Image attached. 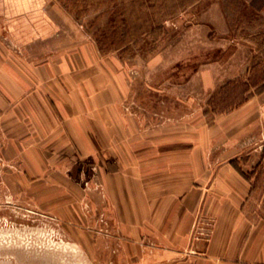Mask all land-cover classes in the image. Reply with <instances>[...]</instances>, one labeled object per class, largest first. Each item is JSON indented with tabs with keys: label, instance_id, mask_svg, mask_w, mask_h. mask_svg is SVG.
<instances>
[{
	"label": "rangeland",
	"instance_id": "1",
	"mask_svg": "<svg viewBox=\"0 0 264 264\" xmlns=\"http://www.w3.org/2000/svg\"><path fill=\"white\" fill-rule=\"evenodd\" d=\"M57 1L73 35L72 53H64L87 57L92 75L112 82L116 96L107 99L116 112L107 136L118 131L116 123L129 139L104 140L106 131L93 122L86 140L44 135L29 144L35 162L0 154V264H163L168 241L153 236L147 216L181 211L168 209L177 194L162 171L163 155L180 149L175 140L188 143L190 158L203 148L208 165L218 153L239 157V170L254 185L248 211L264 218L263 126L224 143L207 129L253 95L264 100L260 12L247 0ZM203 72L210 85L212 75L223 80L206 87ZM164 136L174 141L168 151L159 144ZM153 185L159 192L150 191Z\"/></svg>",
	"mask_w": 264,
	"mask_h": 264
},
{
	"label": "crops",
	"instance_id": "2",
	"mask_svg": "<svg viewBox=\"0 0 264 264\" xmlns=\"http://www.w3.org/2000/svg\"><path fill=\"white\" fill-rule=\"evenodd\" d=\"M247 1L264 17V0H259L260 6L258 0ZM64 15L57 0H0V154L10 161L35 162L36 150L28 148L45 140L44 135L86 140L85 131L98 127L106 131L104 140L129 139L116 123L118 131L107 136L116 109L107 99L116 96L112 82L100 73L92 75L87 57L68 55L74 44ZM202 76L206 87L223 80L221 74L212 75L210 85L204 72ZM256 96L207 126L217 142L240 140L260 124L264 136V100L259 103ZM93 122L100 124L96 127ZM132 130L130 137L136 140L138 133L135 136ZM168 141L174 142L164 136L159 143L163 150L168 151ZM175 143L180 149L163 155L162 171L170 179L168 190L177 194V200L168 201V209L181 211L174 216L164 212L159 219L148 211L147 216L153 236L168 241L163 264L166 260L168 264H264V218L248 211L254 185L239 170V157L218 153L216 164L208 165L203 148L190 158L184 149L188 143ZM138 168V164L128 167L132 176ZM147 169L151 172L154 166ZM151 188L158 191L154 185ZM154 204L147 208L154 209Z\"/></svg>",
	"mask_w": 264,
	"mask_h": 264
},
{
	"label": "built area",
	"instance_id": "3",
	"mask_svg": "<svg viewBox=\"0 0 264 264\" xmlns=\"http://www.w3.org/2000/svg\"><path fill=\"white\" fill-rule=\"evenodd\" d=\"M2 167H3V161H2V159L0 157V176L2 174Z\"/></svg>",
	"mask_w": 264,
	"mask_h": 264
}]
</instances>
